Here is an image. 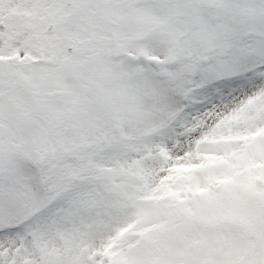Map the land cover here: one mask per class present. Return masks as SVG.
Returning <instances> with one entry per match:
<instances>
[{
    "label": "snow or ice",
    "instance_id": "1",
    "mask_svg": "<svg viewBox=\"0 0 264 264\" xmlns=\"http://www.w3.org/2000/svg\"><path fill=\"white\" fill-rule=\"evenodd\" d=\"M0 264H264V0H0Z\"/></svg>",
    "mask_w": 264,
    "mask_h": 264
}]
</instances>
